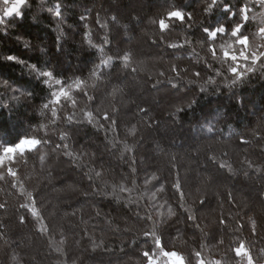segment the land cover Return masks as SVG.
<instances>
[{
	"label": "trees",
	"instance_id": "trees-1",
	"mask_svg": "<svg viewBox=\"0 0 264 264\" xmlns=\"http://www.w3.org/2000/svg\"><path fill=\"white\" fill-rule=\"evenodd\" d=\"M146 2L144 11L127 15V22L118 13L125 16L128 11L125 0L118 4L115 0H26L22 18L3 17L0 153L18 139L47 143L22 156L16 154L14 162L0 167V264H146L142 251L156 249L145 231L155 233L166 243V250L178 251L191 264L196 261L195 251L205 261L238 264L240 258L231 249L240 243L250 250L255 264H264V216L257 208L264 210V70L230 89V61H223L219 49L233 44L234 38L227 32L216 40L217 60H212L211 45L202 39L203 26H230L246 7L249 45L264 43L258 35L264 27V7L259 0H217L216 5L212 0ZM58 4L62 11L59 20L48 11ZM1 7L0 0V15ZM224 7L237 15L229 19ZM170 10L184 11L186 16L190 13L193 19L174 22L161 43L158 20L166 18ZM98 17L107 27L98 23ZM112 17L119 22L113 23ZM88 33L96 47L89 46ZM105 37L108 43H104ZM169 44L181 47L173 49ZM101 47L107 56L130 53V67L125 69L114 60L111 67L100 69L104 75L94 81L91 73L101 63L97 51ZM6 55L37 65V71L41 67L52 71L53 77L29 75V67L6 62ZM172 65L178 71H189L177 78L170 71ZM197 70L211 71L219 86L207 84L206 75L204 79L193 75ZM215 70L221 76H215ZM74 78L82 81L81 87L94 99L89 101L73 86L70 94L76 100L75 108L63 98L59 105L50 104L52 93L74 85ZM169 78L176 81V88L168 83ZM57 79L62 84H56ZM113 85L123 89L115 100L111 97ZM139 86L149 97L141 93V99L135 101ZM157 93L177 98L151 104ZM123 101L127 102L124 108ZM46 103L47 109L43 107ZM177 108L181 110L177 112ZM85 111L93 113V123L83 117ZM105 111L117 121L115 131L103 119ZM73 112L76 119L69 124L66 117ZM133 125L135 136L126 131ZM62 131L68 133L66 141L60 140ZM125 142L130 149L126 152ZM9 168L16 172L15 177L8 174ZM186 168H194L195 178L205 177L212 190L216 184L224 187L221 192L215 187L217 192L208 193L202 187L205 183L201 186L192 180V172L185 174ZM176 182L182 186L183 201L173 187ZM120 185L130 191L121 193ZM62 188L72 192L60 196L56 191ZM245 189L255 194L247 196ZM27 193L35 200L40 220L21 207L32 206ZM247 200L253 205L244 207ZM189 214L194 215L193 220L187 218Z\"/></svg>",
	"mask_w": 264,
	"mask_h": 264
},
{
	"label": "snow or ice",
	"instance_id": "snow-or-ice-1",
	"mask_svg": "<svg viewBox=\"0 0 264 264\" xmlns=\"http://www.w3.org/2000/svg\"><path fill=\"white\" fill-rule=\"evenodd\" d=\"M3 5L7 6L3 9V17H17L22 18L21 9L26 4V0H2ZM259 3L261 7H264V0H259ZM212 4L216 5L217 0H212ZM10 5V6H9ZM48 11L52 13L58 20L62 17V11L61 6L58 4L54 8H49ZM209 11H211L209 9ZM223 11L226 13H229V19H232V17L236 16L237 13L233 12L231 8L224 7ZM248 9L241 8L239 10L240 18L239 19H232V24L230 26H211V25H205L203 26V33L205 34L203 36V40L205 44H210L211 46L208 48V52L211 54L212 60H217V47L215 46V42L219 37H222L225 33L230 32V36L234 38L233 44L228 45H220V52L223 55V61L229 62L227 71L230 73L231 76V84L228 85L231 89L233 86H237L240 84H243L247 81V79L254 75L258 70H264V43H260L254 47H250L249 45V35L247 34V30L245 29V24L247 23L249 17L247 15ZM84 17H82L83 19ZM193 19L192 15L189 13L186 16V13L181 10H170L167 12L166 18H161L158 20V27L159 32L161 35V43L164 42L163 36L167 33V31L171 28V26L174 24V22H180V24L186 23V21H191ZM98 23H101L102 27H107L106 24H104L100 18H97ZM113 23H118L117 17H112ZM4 23V19L0 18V25ZM152 23H156V21H152ZM242 29H244L242 31ZM254 36L256 34H253ZM258 35L261 41H264V27H260L258 30ZM85 38L89 42L90 47H96L91 41V35L90 33L86 34ZM107 37H105L104 43H108ZM187 42V40H186ZM152 43L155 45L157 42L155 40L152 41ZM236 46H239V50H236ZM24 47L28 48V42H24ZM168 47L176 49L178 47H181V45L177 44H169ZM59 50V47H58ZM43 51V50H42ZM101 63L96 65V67L93 69L91 73V78H94L95 80H99L101 76L104 75V73L100 72V69L102 68H109L112 66L114 60L119 61V63L122 65L123 68L127 69L130 67L132 62V57L130 53H117L116 57L107 56V54L104 52V49L98 48L97 49ZM4 60L10 64H20L25 67H29L31 71L29 72V75H32L33 73H36L40 77H44L47 79H51L53 77V72L49 70H45L43 67L39 68L37 71V65H29L27 61L21 60L19 56L17 55H6L4 56ZM212 66L210 65V68ZM132 71L135 72L136 69L132 68ZM170 71L173 73H176V77L180 78L183 73H186L189 71V69L184 70H177V67L175 65H172L170 68ZM99 73V75H98ZM215 76L219 77L221 76V71L215 70L214 71ZM160 76H164L165 73L160 72ZM193 75L200 79H204L205 75L207 76L206 83L209 85H216L217 81L212 78V72L204 73L200 70H197L193 72ZM193 81H189V83H192ZM159 83V81H157ZM168 83L171 84L173 88L177 87V83L174 79L169 78ZM56 84H62V81L57 79ZM82 81L79 78H74V85L69 84L68 88L61 87L59 91L52 93V99L49 101L52 105H59L61 103L62 98L65 100H70L71 105L73 108L76 107V100L74 97L71 96L70 92L73 86H75L78 90L83 91L84 95L88 97L89 101H92L94 98L88 94L87 91H84V89L81 87ZM95 86V83L93 84ZM8 88L12 87V84L7 85ZM201 91H205V88L202 86ZM123 89L119 85H113L112 86V92L111 97L113 100H115L118 96L122 95ZM195 102V101H193ZM49 103H46L43 105L45 109L49 107ZM113 109L115 110V105H113ZM181 109L177 108V112H179ZM140 111L144 112L145 109L141 108ZM52 115L55 117L57 115V110L55 107L52 108ZM175 115V113H173ZM83 117L88 120L89 123H93L95 120V117L91 111H85L83 112ZM76 119V114L73 112L71 115H68L66 117V120L69 124H71ZM103 119L106 121H110L109 128L112 131H115V128L117 127V121L115 119H112L107 113V111L103 112ZM127 134L131 136L136 135V126L133 125L131 128L127 129ZM68 139V133L67 131H62L60 133V140L66 141ZM47 143V141H42L41 139L36 138H23L18 139L15 143H12L10 146L5 147L3 149V152L0 153V167L4 166L6 162L12 163L14 162L16 154H20L21 156L24 155L26 151H32L33 149H36L41 143ZM60 144H57L56 147L60 148ZM115 146V145H114ZM124 151H129V146L127 142L123 145ZM64 148L67 149L68 145L65 143ZM69 157H73V153L70 151H66L65 153ZM122 158L124 157V154L122 153ZM134 163V160H133ZM248 167H252V163L249 161L247 162ZM221 168H224L225 165L221 164ZM229 167V171H231V167ZM256 171H260V169H256ZM133 172H135V169H133ZM8 174L10 176L15 177L16 172L13 171L12 168L8 169ZM95 175L97 177H101L100 172H96ZM91 179V177H90ZM152 179H156V177L153 175ZM145 183H148V180H145ZM133 184H135V181L133 180ZM173 187L175 188L176 192L180 193V200L183 201L185 196L183 191H181V184L179 182H176L173 184ZM119 191L121 193L130 191L126 186L120 185ZM163 191V189H161ZM29 196V199L32 201V206L29 207V205L21 204V207L28 208L31 212L33 217H36L37 220H40V214L35 209V200L32 198L31 193H27ZM202 204L205 203V201H201ZM0 207H3V205H0ZM139 215V213H137ZM189 220L194 219V215L189 214L187 217ZM147 219H151V216H148ZM20 223H25V217H20ZM221 224L224 223L223 220L220 221ZM199 227V225H196ZM243 227V226H242ZM42 232L45 230V228L41 229ZM251 231L255 233L256 231V222L254 220L251 221ZM145 237L151 238L153 240V245L156 251L144 250L142 251V257L146 261V264H191V261H186V258L181 255L178 251L175 250H166V243L162 241L161 238L156 236L155 233L150 231L144 232ZM220 243L222 244L223 241L221 240ZM204 245H202L203 247ZM235 253L236 258H240L238 264H255L253 255L251 254L250 250L246 248L244 243H240L238 246L231 249ZM264 251V250H262ZM194 256L196 257L195 264H221L220 261H205V259L202 258L200 251H195Z\"/></svg>",
	"mask_w": 264,
	"mask_h": 264
},
{
	"label": "rangeland",
	"instance_id": "rangeland-1",
	"mask_svg": "<svg viewBox=\"0 0 264 264\" xmlns=\"http://www.w3.org/2000/svg\"><path fill=\"white\" fill-rule=\"evenodd\" d=\"M2 1V0H1ZM115 2H116V4H118L119 2H121V0H115ZM118 2V3H117ZM125 2L126 3H128V11L127 12H124L125 13V16H123L120 12H118L119 14H120V18L122 19L123 18V20L125 21V22H127V20H128V17L129 16H127V15H129V14H131V13H141L142 11H144V9L147 7V5H148V3L146 2V0H125ZM10 6V5H9ZM5 7H7V6H5L4 5V7H1V15H0V18H3V9L5 8ZM128 13V14H127ZM122 15V16H121ZM143 50H144V48H143ZM126 89H129V87H127ZM146 92V94H147V91H145L143 88H141L140 86H139V88L138 89H136L135 90V92H134V95H136V96H133V98H134V100L135 101H137L138 99H141L140 97L141 96H139V95H141V93H145ZM146 94H144V95H146ZM159 96H158V95ZM157 94H153L152 95V98L153 99H151L152 101H151V104H153V101H156V100H158V101H166L167 102V100H168V102H171V101H174L176 98H177V96H173V95H168V94H165V93H157ZM137 95H138V97H137ZM148 95V94H147ZM157 95V96H156ZM148 97H149V95H148ZM149 102V101H148ZM127 104V102H125V101H123V102H121V107L122 108H124L125 107V105ZM187 167V166H186ZM192 172V174H193V179L192 180H198L199 182H200V184L199 185H203L204 183V185L202 186V187H205V188H202L201 190H207L208 191V193H212V192H214V191H216L217 192V189L219 190L218 192H221V190H222V187H224V184L223 183H221L220 185L219 184H216L214 187H213V190H212V186H207V182H206V179H205V177H197V178H195V174H194V168H191V169H187L186 168V170H185V174L188 176V173H191ZM209 174H211V175H213L212 173H209ZM208 180V179H207ZM215 187L217 188V189H215ZM215 189V190H214ZM206 191V192H207ZM56 192H58V194L60 195V196H65V195H69L70 194V192H72V190L71 189H69V188H62L61 190H58V191H56ZM243 192L244 193H246V195L247 196H253L255 193L253 192V190H251V189H245V190H243ZM243 199V198H242ZM251 199V198H250ZM244 200V199H243ZM242 200V201H243ZM248 202H247V204L246 203H244L243 204V206L244 207H247V206H251V205H253L252 204V202L253 201H251V200H247ZM255 206V205H254ZM258 208V211H259V213H261V214H259V215H261V216H264V210H263V208H259V206L257 207Z\"/></svg>",
	"mask_w": 264,
	"mask_h": 264
}]
</instances>
